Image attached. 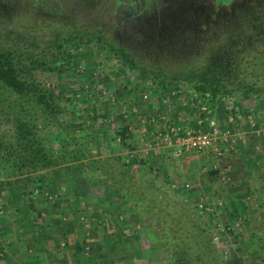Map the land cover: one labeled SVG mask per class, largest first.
<instances>
[{"label":"rangeland","instance_id":"374dc122","mask_svg":"<svg viewBox=\"0 0 264 264\" xmlns=\"http://www.w3.org/2000/svg\"><path fill=\"white\" fill-rule=\"evenodd\" d=\"M164 4L165 0H0V15L5 18L0 21V49L11 45L38 50L37 44H45L68 23L102 30L124 42L138 29L139 18V29H150L145 20L149 6L158 12L165 9ZM211 30L210 25L203 26L199 38ZM68 48L76 56L78 70L60 74L57 88L69 97L76 96L77 103L75 108L66 106L64 118L86 120L90 128L64 132L55 126L42 127L40 134L48 138V144L58 151L64 139L76 136L77 145L89 156H122L121 163L139 159L133 167L139 179L198 206L197 214L207 223L222 264H264V99L230 98L232 103L212 105L207 115L201 109L203 97L191 89L190 82L184 83L189 90L185 93L175 86H155L138 70L123 65L101 39ZM200 54L204 52L198 51L195 57ZM197 63L191 59L188 68L193 70ZM200 119L207 127L214 121L221 130L230 129L232 140L218 138L207 151L188 155L195 162L188 168L182 166L184 157H173L168 150L172 147L163 138L172 127L197 130ZM124 125L132 133L129 145H123L116 135V128ZM10 128L6 123L0 125V133ZM220 147L222 155L218 154ZM100 168L98 164L85 172L92 184L90 199L50 187L35 191L33 197L0 194V259L11 264L20 256L11 250L15 241L9 232L32 224L50 228L46 234L55 248L42 252L48 259L45 264L55 259L54 264H155L160 255L153 245L157 228L151 215L137 226L122 218V211L115 207L105 209L99 199L109 189L101 182ZM110 192L108 202L116 203L121 196L113 187ZM114 234L119 235L118 245L110 239Z\"/></svg>","mask_w":264,"mask_h":264},{"label":"trees","instance_id":"16d2710c","mask_svg":"<svg viewBox=\"0 0 264 264\" xmlns=\"http://www.w3.org/2000/svg\"><path fill=\"white\" fill-rule=\"evenodd\" d=\"M164 6L158 12L149 6L145 20L150 29L142 32L139 18L138 29L124 42L102 30L68 23L45 44H37L38 50L11 45L0 49V125L11 127L0 133V194L33 197L35 191L50 187L90 199L92 184L85 172L99 164L101 182L109 189L99 199L105 209L115 207L122 211V218L137 226L151 215L157 228L153 245L160 255L155 264H222L212 233L197 214L198 206L139 179L133 169L139 159L121 163L122 156H89L77 145L76 136L64 139L57 151L40 134L42 127L49 126L64 132L90 128L86 120L64 118L66 106L75 108L77 98L57 88L60 74L78 70L68 46L77 47L87 40L101 39L123 65L138 70L155 86H175L185 93L189 90L184 83L190 82L210 107L222 101L232 103L235 98L264 99V0L233 4L232 0H165ZM4 19L0 15V21ZM206 25L212 27L211 32L199 38ZM198 51L205 55L195 57ZM194 58L198 63L191 70L188 64ZM116 135L123 145H129L128 125L117 127ZM112 187L121 196L113 204L107 200ZM118 228L120 232L121 225ZM113 237L117 244L119 235Z\"/></svg>","mask_w":264,"mask_h":264},{"label":"built area","instance_id":"2783aa9c","mask_svg":"<svg viewBox=\"0 0 264 264\" xmlns=\"http://www.w3.org/2000/svg\"><path fill=\"white\" fill-rule=\"evenodd\" d=\"M201 105L202 111L205 114L210 115L211 107L205 103H202ZM198 123L201 127L197 130L181 129L180 127H172L168 130L163 140L167 147L174 148L172 152L174 158L180 159L190 151H207L212 148L218 138H222L225 142L232 140V132L230 129L223 128L221 130L214 121L211 122L210 127L203 125V119H200ZM214 124H216L217 127L212 128V125ZM151 143L152 142L149 144L151 145ZM151 146L154 148L155 143ZM223 153V147H220L218 154L222 155Z\"/></svg>","mask_w":264,"mask_h":264},{"label":"crops","instance_id":"0c3cea01","mask_svg":"<svg viewBox=\"0 0 264 264\" xmlns=\"http://www.w3.org/2000/svg\"><path fill=\"white\" fill-rule=\"evenodd\" d=\"M168 150H170V151L172 150V152H173L174 148H168ZM196 154L197 153L195 151L187 152L184 155V159L182 160V161H184L182 163V166L186 165V164L188 165L187 166L188 168L190 166H195V162H192L193 159L191 160L190 158H187V157H188V155L190 157H193V155H196ZM189 161H191L192 163L190 164ZM31 221H33L32 217H31ZM38 223H39V221H34V224H38ZM46 225L50 226V223H46ZM41 227L42 226H40L38 228V227H36V225L33 226L31 224V228L21 229V231L20 230L17 231L15 229L14 232H12V231L9 232V237L10 238L12 237L13 240L15 241L14 244H11V246H12L11 250H13L14 253L20 254V256L18 258H16L13 262H11V264H45L46 262L48 263V259L45 257V254L43 256V253H44L43 251L48 250V249L51 250V248L54 249L55 247L52 246V244H51L52 242L50 241V237L48 234H46L47 230H48V233L50 232L49 231L50 228L46 227L47 230H43V228L41 229ZM17 242L20 244L18 245ZM1 243H3V242H1ZM16 243H17V245H16ZM7 248H10V247H7ZM41 259H43V260H41ZM1 263L6 264L4 261H2L0 259V264ZM54 263H57L56 259L53 261V263H52V261H50V264H54Z\"/></svg>","mask_w":264,"mask_h":264}]
</instances>
